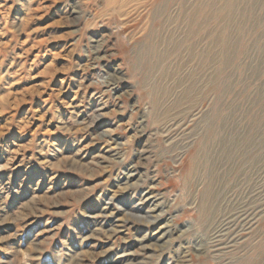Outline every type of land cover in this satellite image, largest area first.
<instances>
[{
    "label": "rangeland",
    "instance_id": "rangeland-1",
    "mask_svg": "<svg viewBox=\"0 0 264 264\" xmlns=\"http://www.w3.org/2000/svg\"><path fill=\"white\" fill-rule=\"evenodd\" d=\"M170 14L0 0V264H264V0Z\"/></svg>",
    "mask_w": 264,
    "mask_h": 264
},
{
    "label": "bare ground",
    "instance_id": "bare-ground-1",
    "mask_svg": "<svg viewBox=\"0 0 264 264\" xmlns=\"http://www.w3.org/2000/svg\"><path fill=\"white\" fill-rule=\"evenodd\" d=\"M185 4H186V0H106V6L109 9H111V10H117V11L123 10L124 8L129 7V6H133V5H138L139 7H144L145 6V8H147L148 11L151 14V18H149V21H147V22L152 25L151 35L154 36V37L156 36L155 35V29H159L157 31H159V34H160L161 30H163V29H165L167 27V24H173V23L177 22V25H178V24H181L183 22L182 20H180V18H181L180 16L177 17V19H174V17L170 14V9L174 5H176L180 9H184ZM205 8L207 9V7H205ZM200 11H202V9H200V7H196V9H195V7H193L191 10L188 11L189 14H188V18H186V21H188L187 24L189 26V30H190V33H191L190 36L192 37V39H194L195 36H198L199 34H202L203 32H204L205 35H207V37H212V33H211L212 31H209V33H207V31L210 28H208V26H202V24H201V22L199 20L200 19V17H199ZM227 11H229V10L228 9H226V10L224 9V11H221L219 14L221 15V17L222 16L226 17V15L228 13ZM205 21L209 22L210 21V17L206 16ZM207 25H208V23H207ZM154 26L156 27L155 29H154ZM194 43L195 42L188 43L187 46H189L191 49L194 50V49L197 48V47H195ZM169 46H171V45L169 44ZM178 47L180 48V45H178ZM175 48H177V46L173 47V49H175ZM169 49H170V47H169ZM175 51H177V50H175ZM156 58H157V55H156ZM159 120L160 121H164L166 119L159 118ZM222 230H225V229H222ZM223 232H225V231H223Z\"/></svg>",
    "mask_w": 264,
    "mask_h": 264
}]
</instances>
